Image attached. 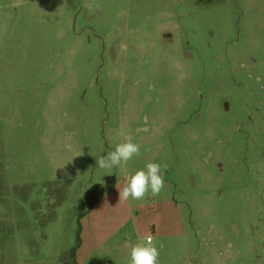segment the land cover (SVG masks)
Segmentation results:
<instances>
[{
    "label": "rangeland",
    "instance_id": "1",
    "mask_svg": "<svg viewBox=\"0 0 264 264\" xmlns=\"http://www.w3.org/2000/svg\"><path fill=\"white\" fill-rule=\"evenodd\" d=\"M148 162L160 195L119 201ZM149 235L159 264H264V0H0V264Z\"/></svg>",
    "mask_w": 264,
    "mask_h": 264
},
{
    "label": "clouds",
    "instance_id": "2",
    "mask_svg": "<svg viewBox=\"0 0 264 264\" xmlns=\"http://www.w3.org/2000/svg\"><path fill=\"white\" fill-rule=\"evenodd\" d=\"M89 8L92 5H88ZM140 145L133 141L131 135L124 137V142L116 145L115 149L100 156L96 160L100 169L111 170L118 168L122 164L126 165L134 157L141 154ZM167 165L156 162H148L143 169L135 171L123 187L119 181L115 188L118 192L119 201L143 200L147 196L157 197L165 187L164 173ZM160 250L154 243V237L149 235L144 243H137L131 248L129 264H159Z\"/></svg>",
    "mask_w": 264,
    "mask_h": 264
}]
</instances>
